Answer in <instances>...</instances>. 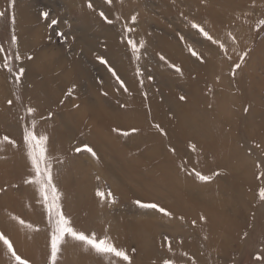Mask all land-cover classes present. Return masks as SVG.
<instances>
[{
	"label": "rangeland",
	"instance_id": "rangeland-1",
	"mask_svg": "<svg viewBox=\"0 0 264 264\" xmlns=\"http://www.w3.org/2000/svg\"><path fill=\"white\" fill-rule=\"evenodd\" d=\"M0 13V233L17 255L50 264L48 214L24 183L35 121L74 228L107 233L131 264H261L264 0H0ZM0 264H14L2 242ZM56 264L128 262L66 236Z\"/></svg>",
	"mask_w": 264,
	"mask_h": 264
},
{
	"label": "snow or ice",
	"instance_id": "snow-or-ice-1",
	"mask_svg": "<svg viewBox=\"0 0 264 264\" xmlns=\"http://www.w3.org/2000/svg\"><path fill=\"white\" fill-rule=\"evenodd\" d=\"M110 3L111 0H108ZM88 7L91 8V3L88 4ZM0 15H3L0 13ZM42 16L45 18L48 17L47 12L41 13ZM101 17L106 20V22L111 23V21H108L107 18L104 16V13H100ZM133 22L136 20V16L132 17ZM57 23L56 20H52V24L55 25ZM259 24L264 25V20H260ZM191 27L193 29L198 30V32L205 37L206 39L212 41L213 44L217 43V41L213 40L212 37L209 35L207 31H205L200 25L196 23H191ZM128 31H132V29H128ZM57 35H62L61 33H57ZM12 44H16V37L13 35L11 37ZM127 45L131 49V53L133 57H137V53L139 52V48L137 47L136 42H134L132 39L127 40ZM144 41L141 40L139 42V46L143 47ZM221 48H223V45H220ZM0 51H3V49H0ZM191 51V54L193 56H196L197 53L195 51ZM16 60H19V55H16ZM31 59V57H29ZM100 59L101 63L106 64L107 61ZM163 59V57H161ZM241 60H243V57H241ZM3 67L8 69L11 72V68H9L8 60H4ZM240 65L236 64L234 68H239ZM177 71H180L179 68L176 69ZM109 71L113 72V75H115V72L109 68ZM24 69H19V74L16 75L15 79L19 81L20 75L23 74ZM123 86V85H122ZM183 100L184 97H181ZM11 104L12 101H9ZM28 113H34L35 109L29 107L27 109ZM35 127V121H33V129H29L25 127L23 129V146L25 150V157L27 161L29 162L30 169V177L31 178H25L24 183L33 185L38 192V195L40 197V202L43 204L47 214H48V223L51 227V234H50V248H51V255H50V264H56V258L58 253L60 252V246L61 242L64 241L65 237H71L74 241L80 242L83 245L87 246L89 249L93 250L97 255L101 256H108V257H117L120 259V261L128 262V264H131L129 260V256L123 249L117 248L112 239L107 235V233L103 234L102 236H98L95 232H92L91 234H86L84 231L78 230L73 227L72 222L69 218H66L65 214L61 210V205L59 203L60 196L58 193V190L56 186L53 183V177L51 172V163L50 160L47 157V143H48V136L44 133L37 134L34 131ZM126 134V133H125ZM4 141H8V137H3ZM9 143H12L13 146H15L14 142L8 141ZM193 149L195 146H192ZM82 149L80 147L76 148V152H81ZM83 151L90 153L92 156H96V153L94 150L85 144L83 146ZM196 177L201 181H207L210 179L209 176L201 175L199 172L195 173ZM97 196L101 197V199L105 198V193L101 191H97ZM111 193L109 192L107 196L111 198ZM259 197L261 200H264V188H261L259 190ZM136 203L142 207V208H148V209H155L158 212L163 213L165 216L171 215L169 212H167L165 209L159 207L157 204H142L140 201H136ZM15 219V218H14ZM201 219H204L201 217ZM21 224L24 223L23 220L20 221ZM29 228H31V225H28ZM0 242L3 243V245L6 247V250L8 253H10L11 259L14 261V264H28V261L26 259H22L13 249V245L10 242V240L2 233H0ZM168 251H172L171 247L168 248ZM261 256H264V253L261 254ZM261 256H257V260H261V264H264V259H261ZM162 264H174V262L171 259H163Z\"/></svg>",
	"mask_w": 264,
	"mask_h": 264
},
{
	"label": "bare ground",
	"instance_id": "bare-ground-1",
	"mask_svg": "<svg viewBox=\"0 0 264 264\" xmlns=\"http://www.w3.org/2000/svg\"><path fill=\"white\" fill-rule=\"evenodd\" d=\"M16 228L14 227V230H15ZM16 231V230H15Z\"/></svg>",
	"mask_w": 264,
	"mask_h": 264
}]
</instances>
